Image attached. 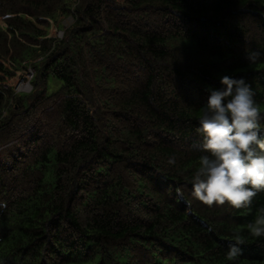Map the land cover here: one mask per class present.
<instances>
[{"label": "trees", "instance_id": "trees-1", "mask_svg": "<svg viewBox=\"0 0 264 264\" xmlns=\"http://www.w3.org/2000/svg\"><path fill=\"white\" fill-rule=\"evenodd\" d=\"M246 49L264 53V0H0V264H264V191L235 209L191 184L221 76L264 113Z\"/></svg>", "mask_w": 264, "mask_h": 264}, {"label": "clouds", "instance_id": "clouds-1", "mask_svg": "<svg viewBox=\"0 0 264 264\" xmlns=\"http://www.w3.org/2000/svg\"><path fill=\"white\" fill-rule=\"evenodd\" d=\"M264 53L246 49V58L255 63ZM220 89L209 88L195 131L202 137L200 155L191 184L194 195L204 203L226 202L235 209L250 208L254 197L264 191V130L261 112L251 87L243 77H220ZM175 164V158H169ZM0 206H3L0 203ZM249 222L254 238L264 237V207ZM227 250V259L239 257V234Z\"/></svg>", "mask_w": 264, "mask_h": 264}, {"label": "rangeland", "instance_id": "rangeland-1", "mask_svg": "<svg viewBox=\"0 0 264 264\" xmlns=\"http://www.w3.org/2000/svg\"><path fill=\"white\" fill-rule=\"evenodd\" d=\"M56 32H58V30H56V27L55 26H51V28H49L50 35H53L54 36ZM25 75L28 76L27 75V71H26V74ZM22 82H23V84H21ZM10 83L11 84L14 83L16 85V87H19L20 86L21 89H26L27 86H28V84H25L26 81H22L21 79H18L16 82L11 80ZM29 89L30 88H27L28 91H29Z\"/></svg>", "mask_w": 264, "mask_h": 264}]
</instances>
